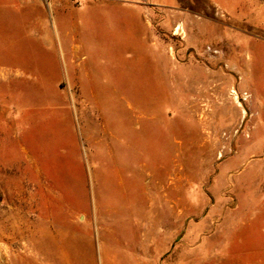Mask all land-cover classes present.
<instances>
[{
	"label": "rangeland",
	"instance_id": "obj_1",
	"mask_svg": "<svg viewBox=\"0 0 264 264\" xmlns=\"http://www.w3.org/2000/svg\"><path fill=\"white\" fill-rule=\"evenodd\" d=\"M46 4L0 0V264H264V0Z\"/></svg>",
	"mask_w": 264,
	"mask_h": 264
},
{
	"label": "crops",
	"instance_id": "obj_2",
	"mask_svg": "<svg viewBox=\"0 0 264 264\" xmlns=\"http://www.w3.org/2000/svg\"><path fill=\"white\" fill-rule=\"evenodd\" d=\"M30 1L34 3L35 0ZM190 2L191 0H122L123 8L128 12L133 23L138 24L140 28L141 20H144L146 26L154 30L160 38L158 28L163 29L167 34L176 35L173 29L178 27L180 22L184 34H186V25L190 20ZM42 3L47 5L46 0H42ZM260 11H264L263 5L253 13L254 17L249 19L248 26L257 28L264 24V19L259 21L256 18ZM45 43H50L47 37H45Z\"/></svg>",
	"mask_w": 264,
	"mask_h": 264
},
{
	"label": "built area",
	"instance_id": "obj_3",
	"mask_svg": "<svg viewBox=\"0 0 264 264\" xmlns=\"http://www.w3.org/2000/svg\"><path fill=\"white\" fill-rule=\"evenodd\" d=\"M243 96H244V97H243V101H246L247 98L249 97V95H248L247 93H244ZM245 99H246V100H245Z\"/></svg>",
	"mask_w": 264,
	"mask_h": 264
},
{
	"label": "bare ground",
	"instance_id": "obj_4",
	"mask_svg": "<svg viewBox=\"0 0 264 264\" xmlns=\"http://www.w3.org/2000/svg\"><path fill=\"white\" fill-rule=\"evenodd\" d=\"M176 34H178V35L180 34L179 29L177 30ZM237 98H238V97H237Z\"/></svg>",
	"mask_w": 264,
	"mask_h": 264
}]
</instances>
